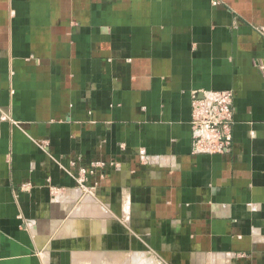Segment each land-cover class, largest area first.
Instances as JSON below:
<instances>
[{
    "label": "crops",
    "instance_id": "crops-1",
    "mask_svg": "<svg viewBox=\"0 0 264 264\" xmlns=\"http://www.w3.org/2000/svg\"><path fill=\"white\" fill-rule=\"evenodd\" d=\"M259 62L264 0H0V264H264ZM227 89L231 150L194 153Z\"/></svg>",
    "mask_w": 264,
    "mask_h": 264
},
{
    "label": "built area",
    "instance_id": "built-area-1",
    "mask_svg": "<svg viewBox=\"0 0 264 264\" xmlns=\"http://www.w3.org/2000/svg\"><path fill=\"white\" fill-rule=\"evenodd\" d=\"M264 76V63H258ZM236 123L233 90H211L192 94L191 128L194 153H226L231 150ZM105 162L95 161L80 169L82 183Z\"/></svg>",
    "mask_w": 264,
    "mask_h": 264
},
{
    "label": "rangeland",
    "instance_id": "rangeland-1",
    "mask_svg": "<svg viewBox=\"0 0 264 264\" xmlns=\"http://www.w3.org/2000/svg\"><path fill=\"white\" fill-rule=\"evenodd\" d=\"M153 255L154 254L148 252L146 258H145V256H141V258H137L138 255H135V254L132 253L131 257L127 256V259H126L127 260V264H135L134 263L135 259H138V261H140V262H137L139 264H143V263L144 264H165L163 261H161L160 258H158L156 255H155L156 257L153 256ZM144 258H145V260H144ZM119 264H123V262L120 261Z\"/></svg>",
    "mask_w": 264,
    "mask_h": 264
}]
</instances>
